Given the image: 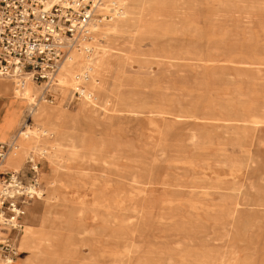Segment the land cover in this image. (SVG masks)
I'll return each mask as SVG.
<instances>
[{"label": "rangeland", "instance_id": "rangeland-1", "mask_svg": "<svg viewBox=\"0 0 264 264\" xmlns=\"http://www.w3.org/2000/svg\"><path fill=\"white\" fill-rule=\"evenodd\" d=\"M109 1L111 0H105V3ZM114 1L122 8V13L118 15L122 16L124 6L117 0ZM142 2L154 10L160 3L196 8L193 15L189 9H183L184 13L181 15L186 20H196L195 32L186 37L177 36L174 42L176 47L189 46L194 53L183 54L182 67L174 68L152 64L145 59L142 61L144 57L150 58V53L154 52L150 38L136 41L132 48L129 47L131 54L123 71L124 78L127 76L130 79L123 78L118 84L110 82L107 88L110 103L119 96H130L138 104L151 105L150 110L154 113L133 115L112 105L104 114L105 121L109 123L105 135L98 132L96 135L91 129L75 133L78 139L85 137L89 145L99 142L100 159H107L109 164L119 168L121 176L116 180L115 177L106 179L105 182L104 178L98 176L101 171L107 170L105 165H99L95 176H82L79 169L84 168V172H87V164L73 167L59 176L61 185L76 184L73 189L66 188L65 235L76 234L77 225L89 221L85 213L88 212L89 217L94 214L85 205L81 209V201L90 200V190L94 196L91 203L106 206L109 197L119 199V223L123 212L127 213V220L133 223L132 240L139 251L122 253L116 264H135L139 253L145 254L147 249L159 251L173 248L174 251H181L185 248L182 244L186 245L182 241L188 239L192 240L189 243L197 247L202 242L205 243L203 249L191 251L188 259L195 252L205 253L207 250L209 257L190 259L185 264H264V123L260 126L254 124L258 118L264 117V68L244 70L231 65L211 67L207 66L206 61L213 41L218 39L216 36L224 38L229 44H237L248 42L245 32H256L258 35L250 43L263 51L264 34L259 32L258 20L250 17L245 23L243 13L222 8L218 5V0ZM231 8L235 6L231 5ZM145 18L150 20L149 15ZM212 33H216L215 36L212 37ZM117 36V47L121 50L128 49L126 43L130 36L129 28H123ZM167 41L166 36L164 42ZM234 60L242 61L243 57H235ZM250 71L261 79H245L243 76ZM131 78L136 81H130ZM176 83H179V89H176ZM70 95L71 92L64 99V108L72 112L78 108L80 100L70 103ZM55 96L48 99L53 104L58 101ZM162 96L178 97L179 105L159 100ZM106 107L104 104L102 109ZM179 112L187 114V117L182 120L170 117ZM87 115L100 117L103 116V111L89 108ZM26 123L28 127L25 126ZM32 124V116L26 111L25 119L16 133L17 144L22 142L20 139L23 132L32 128ZM206 144L223 146L224 153L220 154L216 147H204ZM244 147L250 149L247 155L243 151ZM19 151L23 152L24 149L20 148ZM33 158L40 164L43 196L33 201L35 207L30 209L31 214L27 213L25 225L27 219L38 229L45 184L54 175L55 169L47 157L37 154ZM9 159L13 163L18 161L12 155ZM26 160L27 158L24 162ZM231 171L237 174L231 175ZM143 174L150 176L152 185L142 194L139 191L141 186L133 181L139 180V175ZM42 175L45 179H42ZM64 190L61 188V192ZM220 203L230 210L235 209L224 228L219 226L220 223L213 222L214 217L222 214L213 209L212 205ZM165 218L180 222L189 220L197 226L199 233H189L186 236L188 239L185 237L182 240L167 231ZM105 221L110 222L109 219ZM141 223L144 224L143 228L138 226ZM84 228L93 234L87 223ZM175 231L183 232L182 229ZM124 239V235L120 237L121 245ZM163 258L167 259V256Z\"/></svg>", "mask_w": 264, "mask_h": 264}, {"label": "bare ground", "instance_id": "bare-ground-1", "mask_svg": "<svg viewBox=\"0 0 264 264\" xmlns=\"http://www.w3.org/2000/svg\"><path fill=\"white\" fill-rule=\"evenodd\" d=\"M117 1L124 6L123 15L112 19L96 30L94 53L88 54L85 44L74 46L67 53L57 76L59 86L55 89L54 93V96L56 95L55 97L58 98L57 103L53 104L52 100L43 97L40 98L38 94H40L42 86L36 84L34 81L27 80L22 87H18L10 79L12 81V92L14 97L21 99L25 103L26 110L32 116L33 124L32 128L29 127L23 132L24 135L22 139H20L22 142L19 141L16 149L8 154L5 165L17 170L22 166L25 158H33L38 154L42 157H47L50 165L55 169L54 175L51 176L45 184L46 190L41 213L42 218L38 227L39 230H36L26 219V225L18 243L19 253L11 264H22L23 257L32 248L49 251L65 243L66 249L63 252V256L60 258L62 264H68L69 261L75 259H77L78 262H87V264L96 262H110L116 264L122 253L139 251L132 240L133 223L127 220L129 219L127 218V213H122L121 223L118 221L121 201L115 197H109L106 206L100 203H91L94 196L90 190L88 194L90 200H82V208H80L83 209L85 205L88 209H91L94 214L89 217V213H85L89 221L79 223L75 228L76 234L66 236V188L73 189L76 187V184L61 185L59 176L63 173L66 174L69 169L73 167L77 168L83 164L88 165V171L84 172V168L79 169L82 176H95L99 165L106 166L107 170L104 172L101 171V174L98 175L104 178L105 182L107 181L106 179L115 177L116 180V178L121 176L119 168L109 164L110 161L107 159H100L99 152L101 149L99 148V142H93L89 145L85 137L78 139L75 137V133H77L78 130L88 131L91 129L95 134L98 132L105 135L109 129V123L105 121L104 114L109 111L112 105L113 107L118 106L117 109L120 111H126L133 115L154 113L150 110L151 105L138 104L132 100L130 96H119V98L111 104L107 88L111 81H113V84H118L117 82L124 78L123 66L128 62L131 54V49H129V47L132 48L134 42L142 41L145 38L151 39L154 52L150 53V58L146 59L144 57L143 59H139H142V61L145 59V61H149L156 65L160 64L174 68L182 67V55L194 52L189 46H184L185 48H183L182 45L176 47L174 42L177 36L186 37L195 32L196 20L193 18L186 20L181 15L184 13L183 9H189L190 14L193 15L196 8L188 7V5L167 6L165 3H160L161 5H159V7L157 6L154 10L149 7L147 3L144 4L142 0ZM218 5H221L224 9L230 8L233 11H240L243 13L245 23L247 22L246 19L255 17V19L258 20L259 32L264 34V0H218ZM231 5H234L235 8L232 9ZM243 5H247V7ZM146 15H149L150 20H146ZM142 17H144V19H142ZM123 28H129L130 30V36L127 38L126 43L128 44V49L126 50L118 48L116 43L119 39L117 35ZM215 34L216 33H212L211 36L213 37ZM221 35H224V33ZM244 35H246L248 42L237 44H229L224 38L216 36L218 39L213 41V45L210 48L209 58L206 60L208 62L207 66L228 67L231 65L244 70L264 68V50L261 51L256 45L250 43L258 34L256 32H245ZM166 36L168 38L167 43L164 42ZM239 56L243 57V60L238 62L235 61L234 58ZM189 66L192 67L193 65ZM85 68L91 71V77L90 80L87 81L86 86L91 91L92 95L81 99L76 110L72 112L67 111L65 109L66 107L64 108V99L75 86L76 74ZM238 75L242 76L241 74ZM243 77L252 81L261 79L260 77H256L251 71ZM124 79L129 80L130 77L125 76ZM130 81H136V79L131 78ZM156 82H158V80ZM178 84L179 83L175 84L176 89L180 87ZM159 100L179 105L178 97L162 96ZM104 104H106L107 107L102 109ZM89 108H93L95 111L97 109L103 111V116L89 117L87 115ZM166 113L164 114L166 115ZM186 115L187 114L183 112H179V114L170 117L175 120H182L184 117H187ZM166 117L168 118V116ZM262 122L264 123V117L258 118V120L254 121V124L260 126L263 124ZM25 126L28 127V123H26ZM153 129L157 132V129L154 127ZM97 139L99 140L100 138ZM204 147H216L219 149L220 154L224 153L223 146L206 144ZM20 148L24 149V151H19ZM243 151L246 155L250 153L248 147H244ZM10 155L17 157L18 161L13 163L9 159ZM79 168H82V166ZM134 171L136 170L134 169ZM127 174L125 175L127 176ZM230 174L236 175L237 173L231 171ZM139 176L140 179H134L133 182L141 186L139 191L143 194L146 188L152 185L150 181L151 178L148 174ZM43 178L44 176L42 175V179ZM61 188L65 189L64 192H61ZM208 194H210L209 191ZM212 207L222 214L221 216L214 217L213 222L215 224L220 223L221 225L219 226L224 228L227 221L233 216L235 209L230 210L224 207L222 203L219 205H212ZM28 212L31 214L30 208H28ZM105 219H109L110 222H106ZM85 223L90 225L93 234L85 230ZM164 223L167 226V231H169L171 235L179 236L182 240H184L189 233L192 235L199 233L196 230L197 226L189 220L180 222L173 218H165ZM138 226L143 228L144 224L141 223ZM177 229H182L183 232L175 231ZM123 235L125 239L123 245H121L120 237ZM190 241L192 240L188 239L187 241H182L186 244H182L185 248L178 252L177 249L174 251L173 248H163L159 251L147 249L144 252L145 254L139 253L135 264H167L173 261H175L176 264H185L190 259L209 257L207 250L205 253H200L199 251L195 252V255L192 254L193 257L188 259L191 251L203 249V245L205 244L202 242L200 246L197 247L189 243ZM164 256H167V259L163 258Z\"/></svg>", "mask_w": 264, "mask_h": 264}, {"label": "built area", "instance_id": "built-area-1", "mask_svg": "<svg viewBox=\"0 0 264 264\" xmlns=\"http://www.w3.org/2000/svg\"><path fill=\"white\" fill-rule=\"evenodd\" d=\"M121 13L114 0H0V77L18 87L32 80L42 86L40 98L54 97L69 50L85 44L87 53H94L96 30ZM90 77L87 68L76 74L70 103L92 95L86 86ZM16 133L0 141V264L18 256L28 208L43 196L35 158L17 170L5 165L17 147Z\"/></svg>", "mask_w": 264, "mask_h": 264}, {"label": "crops", "instance_id": "crops-1", "mask_svg": "<svg viewBox=\"0 0 264 264\" xmlns=\"http://www.w3.org/2000/svg\"><path fill=\"white\" fill-rule=\"evenodd\" d=\"M247 7V5H243ZM234 7V5H232ZM8 78H0V141H6L11 138L21 126L25 119V103L16 97L12 92V81ZM10 85V86H9ZM10 87V88H9ZM22 157V156H21ZM23 159V157H22ZM23 165V164H22ZM22 167V166H21ZM20 167V168H21ZM35 202L29 207L34 209ZM41 219V215H39ZM29 219V218H28ZM33 225V224H32ZM36 228L35 225H33ZM39 230V229H36ZM44 248V247H43ZM66 249V243L56 249L40 250L32 248L24 257L22 264H62L61 257ZM56 251V252H53ZM68 264H87V262H78L77 259L69 261ZM92 264H112L110 262H96Z\"/></svg>", "mask_w": 264, "mask_h": 264}]
</instances>
